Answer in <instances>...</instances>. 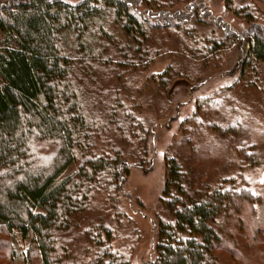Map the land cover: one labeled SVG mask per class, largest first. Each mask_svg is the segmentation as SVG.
Here are the masks:
<instances>
[{
	"label": "trees",
	"instance_id": "16d2710c",
	"mask_svg": "<svg viewBox=\"0 0 264 264\" xmlns=\"http://www.w3.org/2000/svg\"><path fill=\"white\" fill-rule=\"evenodd\" d=\"M225 1L245 27H223L206 0H0V264L17 256L131 264L113 247L111 217L90 215L93 197L103 194L102 211L110 204L120 214L129 159L148 160L158 123L139 114L135 99L157 57L181 58L178 70L172 63L152 75L163 99L176 78L230 75L239 57L243 71L264 64L257 5ZM166 168L162 201L172 219L159 222L150 264H264L260 198L250 188L211 187L177 156ZM258 244L259 262L249 254Z\"/></svg>",
	"mask_w": 264,
	"mask_h": 264
},
{
	"label": "rangeland",
	"instance_id": "374dc122",
	"mask_svg": "<svg viewBox=\"0 0 264 264\" xmlns=\"http://www.w3.org/2000/svg\"><path fill=\"white\" fill-rule=\"evenodd\" d=\"M206 2L213 16L224 21L223 27L238 30L247 25L242 17L229 9L225 0ZM229 2L248 8L256 4L258 21L264 22V0ZM218 31L223 33L221 29ZM175 55L157 57L147 71L146 79L138 80V86L142 87L135 99L141 104L138 112L158 124L151 135L148 160L140 164L129 159L134 166L119 195L121 213H115L110 204L102 211L101 205L109 202L101 193L93 197L90 207V215L95 218L105 216L104 212L111 217L105 216V220L114 231L113 247L130 253L131 264H150L159 222L172 219L162 201L169 156L187 159L199 170L204 183L211 187L250 188L260 198L255 201L257 217L264 220V64L256 62L243 71L239 57L230 75L217 71L216 76L209 74L208 79L200 82L176 78L167 92V99H163L159 96V82L152 79V75H158L172 63L177 66L175 70L181 68L178 66L181 58ZM185 66L189 68L191 63L187 62ZM215 126L221 127L224 133ZM242 149L247 151L245 158ZM249 154L254 155L253 159H247ZM77 166L72 165L64 176L75 171ZM71 235L74 244L82 240L78 231ZM17 245L19 252L27 247L22 240H18ZM262 249L259 244L252 246L249 254H254L253 258L259 262ZM14 264L26 262L17 256Z\"/></svg>",
	"mask_w": 264,
	"mask_h": 264
}]
</instances>
